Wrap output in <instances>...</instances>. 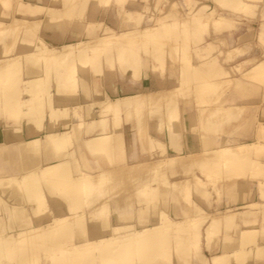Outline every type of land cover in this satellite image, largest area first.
<instances>
[{
	"label": "bare ground",
	"instance_id": "bare-ground-1",
	"mask_svg": "<svg viewBox=\"0 0 264 264\" xmlns=\"http://www.w3.org/2000/svg\"><path fill=\"white\" fill-rule=\"evenodd\" d=\"M35 1L39 0H18L10 18L0 19V264H12L13 258L16 264H37L42 256L54 264H170L173 256H195L200 264H245L248 257H263L264 182H259L258 198L252 203L241 186L242 179L264 175V111L261 120L259 115L251 119L253 128L242 131V138L219 137L216 132L223 120L217 116L224 111L221 103L214 104L213 91L206 92L213 78L203 76L206 62H213L215 69L210 70L216 72L222 52L218 48L217 55L203 54L212 45L203 32L209 21L227 25L230 17L212 6H190L189 0H57L50 6ZM216 1L226 7L231 2L238 12L256 5L255 0ZM9 2L0 0V15L6 14L2 8ZM179 4L186 11L180 12ZM107 6L117 8V22L107 23ZM262 10L258 18L264 27ZM190 40L195 45L185 43ZM191 48L201 58L197 63L190 60ZM167 58L179 63L178 83L154 91L103 90L94 98L82 74L90 69L101 75L107 67L129 73L136 81L146 66L163 72ZM246 64L251 65L243 69ZM218 67L221 75L235 79L233 84L244 95H253L252 80L264 82V56H248L231 70ZM96 80L88 84L96 86ZM190 92L197 104V131L178 120L187 103L182 107L170 101L173 94ZM161 93L166 99L165 122L164 114H157L158 119L146 126L142 110L147 107L155 114ZM225 107L224 120L248 106L229 101ZM123 121L132 122L141 145L157 146L165 154L146 163L127 162L122 168L104 167L100 157H93L92 166L74 164L79 146L92 154H107L113 164L111 154L124 152L125 134L119 130ZM161 129L168 143L156 134ZM189 129L202 136L196 149L180 152L179 134ZM220 182L231 185L236 194L235 204L225 203L219 210L225 222L192 198L193 184L208 197V185L222 192ZM238 183L242 185L236 189ZM8 185L10 189H3ZM162 193L168 198L153 203ZM143 199L149 203L133 207V221H117L131 213L133 200ZM247 213L255 215L247 218ZM214 240L220 242L216 252ZM203 244L208 257L202 253Z\"/></svg>",
	"mask_w": 264,
	"mask_h": 264
},
{
	"label": "rangeland",
	"instance_id": "rangeland-1",
	"mask_svg": "<svg viewBox=\"0 0 264 264\" xmlns=\"http://www.w3.org/2000/svg\"><path fill=\"white\" fill-rule=\"evenodd\" d=\"M51 1L54 3L58 2L57 0H51ZM176 1L181 3L182 0H176ZM187 1H185L184 5L186 4ZM17 2H18V0H10L9 6L7 8H2V11H4L6 14L5 15L1 14L2 16L0 15V19L7 21L10 18V13L14 12L15 5ZM252 3L256 4L254 6V9L252 8L253 10L250 8V10H247L244 12H238V11H235L231 8V6L233 4L231 2H229L228 3L229 6L226 7V6L219 5L216 0H192V1L189 0L188 1V5L193 6V7H200V6L215 7V9L218 11V13L225 14L228 17H230L229 21H228V19L226 20L227 25H225V21L224 22L221 21V23H223L224 25L219 24L220 26L218 24L216 25V23L217 22L219 23V21L215 20L216 23L213 21L215 24L214 23L212 24L211 23L212 21L211 22L209 21V23L207 24V26L205 28L206 30L203 32L204 40L212 41V45H213V46L209 45L208 47H206V49L207 48L208 49L203 51V54H205V55L206 54L207 55H212V54L217 55L218 48H220L222 50V52L220 54H218V56H217V64H218L217 69L219 68L218 66L220 65L221 69L224 68V69L231 70L232 66L240 63L241 61H243V59H245L248 56H257L258 58L264 56V27L259 25V18H258V14L261 11H263L262 8L264 7V2H260V0H255V1H252ZM177 6H178V4H177ZM97 7L99 8L102 6L98 5ZM104 10H105L104 11L105 14H107V15L112 14L113 19L118 20L119 15L117 14L116 9L113 6L104 7ZM139 10L143 14H145V16L147 14H149L148 10L145 11L141 7ZM178 10L183 13L184 11H186V6L179 4ZM86 11H87V9H85L84 12L86 13ZM15 14H17V13H15ZM18 15H20V14H18ZM68 20L69 19H65V21H68ZM44 21H45V19H44ZM68 22H73V21L69 20ZM107 23H108V21H107ZM228 23H229V25H228ZM141 24H143V22H141ZM27 39L33 41L34 38L28 37ZM221 39L223 40V42H222L223 44L221 43L219 45L218 41ZM185 43H187L191 46L195 45V43L191 40L189 42H185ZM179 44H180V42L176 43V45H179ZM30 45H32V43ZM212 47H213V49H212ZM166 48L168 49L169 45ZM234 48H236V49H234ZM189 52H190V60L193 63H197V62H199V60H201V58L196 55V52L192 48H191V50H189ZM208 60H209V58H208ZM250 65L251 64H246L242 68L246 69ZM178 66H179V63L176 59L175 60H173V59L169 60L167 58L165 60V67H164L163 72H161V70L152 71L149 68V66H146L145 69L141 68V70H140L141 72L139 73V78L137 80H140L142 77H145L148 74H151V75H155L156 77H158L161 81H167L169 84H171L170 86H172V85L175 86L178 83L177 82V74H178V69H179ZM206 66H207L205 68V74L206 75L203 74L204 78H206V80H208L209 77L213 78V81H211L207 85V91L206 92L211 93L213 91V96H215L216 100H217L216 103H214V104L216 105L218 103H221L220 107L224 111V114L221 111L222 115H220V116L218 115L219 117L217 116L219 121L223 120V122H222V124H220L219 129L216 132V134L219 137H224L226 139L227 138L233 139L235 137L241 138L242 133L246 129H249L253 125L252 122H250L251 119L258 117V113H259L258 110L260 109V106H259V104L256 105L255 103L260 102L261 108L264 109V98H263V96H264V82L261 79H259V81H257L255 79L254 80L255 82L252 80L250 82V85H251V83H254V86H255L253 95L252 94L251 95H244L243 94L244 91L242 90V88L239 85L233 84V81L235 80L234 78H232L231 76H229L230 79L224 77V75L220 74L219 69L218 70L216 69L215 70L216 72L211 71L212 69H215V65L213 64V62H206ZM82 74L86 76L85 80H86L87 86L89 87V92H90L91 96H93L94 98L101 97V95H102L101 92L103 90H107L106 88H110L111 87L110 85H112V84L116 85L121 81H131V78L133 76V75L131 76L129 73H125L124 75H122L118 71L111 70L107 67L103 68V73L101 75H96L95 72L93 70H90V69L89 70L84 69ZM143 74H144V76H143ZM235 75H237V77L240 76L238 73H236ZM241 76L243 77V75H241ZM260 76L263 77V73L260 74L258 77H260ZM54 77H55V75L53 73V78ZM90 79L91 80L92 79H98V80H96L97 85L94 86V85H92L91 82L88 84V81H91ZM105 80H108V81H106V83H105ZM227 80H228V82H227ZM256 81H257V83H256ZM200 82H203V80L202 79L199 80L198 83H200ZM198 83H196V84H198ZM107 84L109 86H107ZM193 85H195V83ZM252 89H253V84H252ZM183 92H186V90H184ZM255 93H257V94H255ZM259 95H262V99L260 98ZM162 96H163V94L161 93L160 101H159L160 103L157 107L155 114L150 113L149 108H147V107L143 108L142 118H143V123L146 124V126L148 124H152L153 121L158 119L157 117H155L157 114L158 115L164 114V116H163L164 118H162V119H164V121L162 120V123L165 122V107H166L165 102H166V99H164ZM251 96H253L254 98L253 97L251 98ZM193 97L194 96L191 94V92L190 93H183V94H173V96H171L170 101L178 103V105L179 106L182 105V107H183L184 103H187V106L189 107L187 112L189 111V112L195 113V108L197 107V104L194 103ZM228 97H229V101L234 102V103H246L248 107L239 113H235L232 116L230 115L229 117H227V119H226L227 121H226V120H224V115L226 113L225 109H227L228 107H225V106L228 104L229 101L227 102V100H225V99H228ZM84 98L86 100L88 99V97L87 98L84 97ZM230 98L233 100H231ZM237 99H239V100H237ZM246 101H248V102H246ZM232 107L233 106H231V108ZM220 109H218L217 112H220L219 111ZM178 113L180 115H183L186 113V110L182 111V109H181V111H179ZM124 116L125 115L123 114V120H124ZM195 123H196V125H199V121H197ZM197 128L198 127L196 126V128L194 130L197 131ZM251 128H253V127H251ZM251 128H250V130H251ZM119 130H121V131L124 130L123 133L125 134L124 135L125 137L123 140L124 152L123 153H121V152H115L114 153L113 152L111 154L112 159L114 160L113 164H111V165L109 164L110 158L108 157L107 154H105V153L92 154L88 151L87 148H84L83 146H79V148H76L74 157H76L77 160L74 162V164L77 165L79 163L82 164L81 162H86L88 164V166L89 165L92 166L94 164L93 163V157H100V162L104 165V167H112L113 166L115 168H122V167H126L127 162L130 163V162H134V161H141L142 163H146V162H149L151 157H153V156L156 157V156H160V155L165 154V152L163 154H160L159 153L160 150L157 146H153L151 149H149V145L143 146V145L137 144L133 138L135 134H134V128L132 127V122L131 123L124 122V121L121 122V127ZM162 132H163V130L161 129L156 134L162 138L164 143H168L167 134L162 133ZM199 133H201V131ZM152 134H155V133L152 132ZM179 142H180V140H179ZM71 147L72 146H70L69 149H71ZM163 149H164V147L161 150H163ZM167 149H169L168 146H167ZM250 152H251V150H250ZM252 152H254V151H252ZM252 152H251V154H253ZM263 154H264V152H263ZM262 157H264V156L262 155ZM262 160H264V159H262ZM142 166H145V165H142ZM221 167H222V165H221ZM224 168H225V164H224L223 168H220V170H222V169L224 170ZM256 176H258V175H256ZM250 178H252V177H250ZM248 181H249V186L251 187L250 194L254 195V196H251L250 201L252 203V201L255 199V197H257L256 195H258V194L256 192L255 181H251V182H250V180H248ZM223 183L224 182H220L218 184L219 189H221V191H222L220 193L216 192L212 188V185H208L207 188L211 189V192L209 193L208 197L201 196L198 192V189L195 188V186H196L195 184H193V186H192V198H193V200L197 204L206 208L208 211L214 210V211H212V214L215 215L218 213L217 215H215L216 216L215 219H217L219 217V214H220L219 210L222 208V205L226 206L228 204H231V205L235 204L234 197H236V194L234 192H232V190H231L232 186L228 185V184H223ZM241 185H242L241 183H238V185L235 186V188L238 186L240 187ZM10 186L11 185H8L7 187H3V189H5V190L10 189ZM242 187H243V185L241 186V189H244ZM235 188H234V190H235ZM259 188H260V184H259ZM258 191H259V189H258ZM263 193L262 194L259 193V194L263 195ZM162 195H163V193L158 197L160 199L152 201V202L153 203L157 202V204H159L160 203L159 201L163 200L164 197H166V196L163 197ZM197 195H199V196H197ZM166 198H168V196ZM167 201H168V199H167ZM178 201H179L180 205L187 208V206H186L187 203H185V201H183L181 198L178 199ZM248 201H249V199L247 200L246 204L250 203V201L249 202ZM132 203L133 204L130 206L131 213L127 215L128 218L126 216H124V217L121 216V217H118L117 221H119V222L133 221V219H134L132 217V215L134 213L133 207L134 206H141L143 204H147V203H149V201H147L145 199L138 200V201L133 200ZM225 203H227V204L225 205ZM219 206H221V207H219ZM245 206H247V205H245ZM165 207L167 208L168 206H165ZM215 209H218V210L215 211ZM244 212L246 213V211H244ZM112 214H117V212L112 210ZM207 214H208V216L209 215L213 216L211 214V212H209ZM243 215H241V216L245 217L244 213H243ZM248 215L250 217H252L255 214H248L247 213L246 214L247 218L249 217ZM256 215L258 216V214H256ZM219 218H220V220L224 219L222 217H219ZM217 220H219V219H217ZM93 221H96V218H94ZM224 222H225V219H224ZM138 224H139L138 226L141 225V223H138ZM229 234L231 236L235 235L234 232H232V233L229 232ZM258 237L259 236H257L256 238H258ZM213 239H211V242ZM261 240H264V238H262ZM213 242H215V240ZM219 243H220L219 241L215 242V245L213 248L215 250V252L218 249ZM209 244H211V243L209 242ZM262 244H263V249H264V243H262ZM249 247H251V246H249ZM174 249H175V247H174ZM201 249H202V253H204V255H206L207 257L210 255V252L207 250V248L204 244H203ZM177 250L175 249V252H178ZM248 258H249V261H248V263L245 262V264H249V263L252 264L253 262L260 261V260L262 262L264 261V255H263V257H260L259 260L253 259V261H252V258H250V257H248ZM163 260L164 259H158V262H161ZM10 262L12 264H16V258H13V260L11 259ZM31 262H34L33 258H29V263H31ZM232 263H233V261H232ZM37 264H54V263H52L49 259H46L44 256H42L39 259V261L37 262ZM170 264H200V263L197 262V260L195 259V256L193 258L191 256H188L185 259H180L176 256H173L172 260L170 261Z\"/></svg>",
	"mask_w": 264,
	"mask_h": 264
},
{
	"label": "crops",
	"instance_id": "crops-1",
	"mask_svg": "<svg viewBox=\"0 0 264 264\" xmlns=\"http://www.w3.org/2000/svg\"><path fill=\"white\" fill-rule=\"evenodd\" d=\"M35 2L42 3V4L48 5V6L53 4V2L51 0H39V1H35ZM113 7L115 8V6H113ZM115 9H116V12H117V14L119 15V18H120V14H119L117 8H115ZM108 15H110V17H108L107 14H106L105 18L108 17L107 21H109V22L110 21L111 22H117L119 20V18H118V20L117 19L114 20L113 17H112V14H108ZM170 85L171 84H169L167 81H161L155 75L148 74L147 76L142 77L140 80H136V81H133V80H131V81H121V82H119L116 85L112 84L111 88H108L106 91L110 92V94H116V92L117 93H121V94L122 93L129 94V93L140 92L141 90H142L141 92H143V91H154V90H157V89L168 88V87H171ZM259 96L262 99V96L261 95H259ZM255 104L256 105L259 104L260 109H259L258 115L259 114L261 115L262 114L261 112L264 111L263 108H261V103L257 102ZM187 108L189 109V107L186 105V109H185L186 113L183 114V115H179V119L178 120H180V122L184 121V123H188L189 126H191V128L193 126L194 127L199 126V125H196V123H195V122L198 121L195 113L189 112V111L187 112ZM189 114H193V115H189ZM260 115H259L258 118H260V120H261V116ZM190 118H191V120H190ZM134 134H135L134 137H133L134 141L137 144H140V141L138 139V135H137L135 130H134ZM214 135L215 134H211L210 136H214ZM200 136H202V135H201V133H199V131L197 133L192 131L191 129L181 131L180 134H179V140H180V145H181L180 146V152L193 151L194 149H196V147H197L196 145H198V142L200 140ZM262 162L264 164V160H262ZM242 180H243L242 182H243L244 188L247 189L246 190L247 194L249 193L248 197L251 198V196H254V195L250 194L251 187L249 186V181L248 180H250V182L251 181H255L256 192L258 194L259 182H264V177L259 176L258 178H245V179H242Z\"/></svg>",
	"mask_w": 264,
	"mask_h": 264
}]
</instances>
